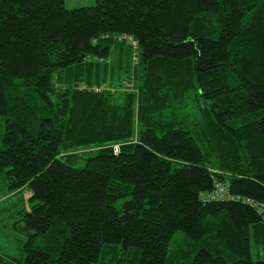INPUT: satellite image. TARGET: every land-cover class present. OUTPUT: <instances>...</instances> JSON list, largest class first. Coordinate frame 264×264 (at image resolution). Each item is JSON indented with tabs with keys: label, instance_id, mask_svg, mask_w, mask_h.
<instances>
[{
	"label": "trees",
	"instance_id": "16d2710c",
	"mask_svg": "<svg viewBox=\"0 0 264 264\" xmlns=\"http://www.w3.org/2000/svg\"><path fill=\"white\" fill-rule=\"evenodd\" d=\"M12 198L0 264H264V0H0Z\"/></svg>",
	"mask_w": 264,
	"mask_h": 264
},
{
	"label": "rangeland",
	"instance_id": "374dc122",
	"mask_svg": "<svg viewBox=\"0 0 264 264\" xmlns=\"http://www.w3.org/2000/svg\"><path fill=\"white\" fill-rule=\"evenodd\" d=\"M95 3L96 0H64V5L67 9L93 6ZM27 197L28 193L25 191V198ZM13 201V198L9 201H0V252L18 256L20 253V241L23 240V236L13 227V222L16 220L15 213L11 211ZM182 237V234L177 232L172 238L169 246L170 253L174 251ZM263 258L264 251L257 254V252L252 248V260Z\"/></svg>",
	"mask_w": 264,
	"mask_h": 264
},
{
	"label": "built area",
	"instance_id": "2783aa9c",
	"mask_svg": "<svg viewBox=\"0 0 264 264\" xmlns=\"http://www.w3.org/2000/svg\"><path fill=\"white\" fill-rule=\"evenodd\" d=\"M206 200H224L228 198V186L224 183H216L210 192L203 193L201 196ZM255 208L257 214L264 221V204L249 202Z\"/></svg>",
	"mask_w": 264,
	"mask_h": 264
}]
</instances>
